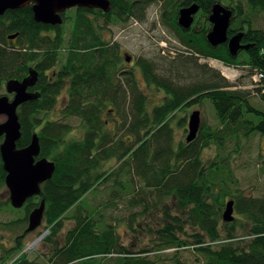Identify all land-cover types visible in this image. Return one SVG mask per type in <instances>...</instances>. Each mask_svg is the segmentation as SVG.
<instances>
[{"label": "trees", "instance_id": "1", "mask_svg": "<svg viewBox=\"0 0 264 264\" xmlns=\"http://www.w3.org/2000/svg\"><path fill=\"white\" fill-rule=\"evenodd\" d=\"M155 1L139 0L141 4L136 5L137 0H110L109 13L80 8L74 20L65 17L63 25L55 27L36 22L33 5L8 11L0 18V85L27 77L31 69L41 74L35 88L37 99L18 110L22 137L17 146L28 147L37 134L40 158L56 165L52 179L42 185L40 196L28 200L21 209H15L10 198L6 205H0V211L12 207L23 214L0 226L14 230L25 225L14 245L2 253L0 264H102L99 257L107 259L112 255H117L113 264H187L180 260L179 251L192 246L201 255L202 264H264V193L255 197L240 188L230 191L229 182H238L233 172L225 174L227 168L221 170L220 166L221 161L226 162L221 160L220 151L227 140L264 136V110L253 105L251 90L238 89L239 85L231 84L207 65L194 67L193 63L213 59L228 67L244 66L250 70L254 94L264 100V79L260 83L253 81L255 75L264 74V32L253 26L255 18L264 12V0H243L247 11L240 0H228L229 8L234 10L229 36L244 33L242 43L249 46L237 57L231 56L227 44L211 47L204 38L207 31L198 34L178 26L181 7L197 4L207 15L223 0H185L182 6L171 0L170 8L166 2V25L180 46L175 50L188 55L178 54L176 61L163 67L167 76H159L158 66L150 60L136 61L145 82L165 92L163 103L149 110V97L135 74L124 71L120 45L101 36L115 19L123 22V18L137 19L140 14V20ZM98 22L103 24L101 28ZM68 24L72 32L67 38ZM14 35L17 38L11 41ZM180 71L197 80L189 85L170 80L168 75L175 78ZM65 90L68 101L62 115L67 122L48 120ZM205 101L212 104L218 127L201 126L193 142H181L176 148L169 117L181 108ZM71 119L81 121L83 139L70 138ZM110 123L114 128H108ZM212 145L219 153L206 165L201 154ZM112 161L118 163L116 167L106 169ZM6 177L0 153V192L7 188ZM105 185L118 189L120 195L133 191L127 196H131L129 208L141 207V211L129 216L132 229L137 218H150L152 210H158L163 201L173 200L177 214H172L167 204H161L163 225L150 229L157 238L156 251H175L167 257L169 262L149 259L151 250L129 251L120 243L114 225L103 228V222L95 217L98 211L84 206L88 195ZM152 196L157 202L150 208L147 202ZM229 200L235 201V211L243 220L222 223V212ZM43 201L49 233L44 243L50 245L51 252L43 262L39 261L41 257L31 261L24 252V242L31 234L27 233L29 217ZM66 220L73 221L74 227L65 233L62 243L56 239ZM239 223L245 231L241 236Z\"/></svg>", "mask_w": 264, "mask_h": 264}, {"label": "rangeland", "instance_id": "2", "mask_svg": "<svg viewBox=\"0 0 264 264\" xmlns=\"http://www.w3.org/2000/svg\"><path fill=\"white\" fill-rule=\"evenodd\" d=\"M235 1L238 2V0ZM240 1L243 2V0ZM221 4L225 7H230V2L228 0H223ZM243 4L245 5V9L247 11L248 7L246 6V3L243 2ZM75 12V10L68 11L67 17H69L70 20H74ZM167 14L168 13L164 12L163 17L161 16V4L157 0L148 7L146 15L140 20L129 17L128 19L123 18V22H121L120 20L115 19L102 32L101 36L105 41L114 42L120 45L123 59L122 66L124 67V71L133 72L135 74L142 91L149 97V110H152L155 106L161 105L163 103L165 92L158 91L155 87H151L145 82L142 74L140 73V69L136 65V61L140 58L150 60L156 66H158L159 76H167L163 67L168 66L170 63L176 61L179 55H183V57H187L188 55L183 51L178 53L176 52V47L180 49V46L175 33L168 25H166ZM90 18L93 19L94 17L92 16ZM98 23V27L101 28L103 24L101 22ZM253 26L254 28L264 32V12L255 18ZM66 27V37L68 38L72 32V26L71 24H68ZM127 56L132 57V61L130 63L125 61ZM193 63L194 67L197 64L199 66L207 65L210 69L218 72L221 76L227 79V81L231 84L239 85L237 87L238 89L242 88L251 90L253 92L251 95V101L253 102V105L264 110V100L258 95L254 94V91L252 90L249 69L245 68L244 66L228 67L222 62L213 59H199L197 62L194 61ZM229 69L235 73V78L230 77L226 73ZM180 73L181 74L179 75H174L175 78H173L171 75H168V77L172 81L174 79L179 81V83H186L187 85L197 80L196 78L192 79L191 76L184 75V72L180 71ZM182 76H184V79ZM5 84V81H3L1 84V96L8 95ZM67 101L68 92L65 90L59 96L57 106L49 114L48 120H63V122H67V120L63 119L62 115V110ZM194 110L201 111V126L203 128H208V126L213 128L218 127L219 121L210 101H205L202 105L199 104L181 108L174 115L169 117L170 124L174 129L176 148H178L181 142H187L186 138L188 136L189 118ZM111 113L115 115V112L111 111ZM6 120V117H0V123L5 122ZM69 123L73 126L72 132L69 134L70 138L75 140L83 139L85 129L81 126V121L79 119H71L69 120ZM108 128H114L113 123H110ZM218 153L219 149H217L216 145H212L210 148L203 150L201 159L207 165L213 160L217 159ZM220 153L221 160H226L227 162V164L226 162H220L221 170L224 167L227 168L225 170V174L233 172L234 179L238 182V185H234L229 182L230 185L228 184V189L230 191L232 190L234 192L237 190V188H240L246 195H252L255 197H259L264 193V136L255 134L250 139H246V137L242 136V138L239 140H227L224 149L220 151ZM116 164L118 163L112 161L109 163V165L107 164L106 169L112 167L114 168L116 167ZM126 178L127 180L131 181L129 175H127ZM126 183L127 182H124V184ZM108 185L111 186L112 183L110 182ZM110 186H101V190L99 192L90 193L85 199L84 206L88 205L91 210L95 209V211H98L95 217L103 222V228L107 224L114 225V229L118 235L120 243L129 251L141 253L142 250H151L152 252L148 254L149 259L155 260L157 263L169 262L170 260L168 258L171 257L175 251H156L155 242L157 238L154 236L153 232H150V229L154 231L163 225V205L161 204H167L171 209V213L177 214L173 200L168 199L163 201V203L159 205L158 210H152L150 213V218H137L134 229H132L129 216L141 211V207L136 209L129 208V198L131 196H127L132 195L133 191L130 190L127 195H120L118 189H112ZM130 187L131 185L129 184V186H127V190ZM113 190H115L114 193ZM9 198L10 192L7 188H5L0 192V205H6ZM155 202H157V200L152 196V198H149L147 203L150 208H153ZM226 208L227 206L222 212V223H225L223 221V214ZM13 209L14 208L9 207L8 210L0 211V223L8 222L18 217H23L22 213H19V211H14ZM12 210L14 212H12ZM234 216L238 220H243V218L236 211L234 212ZM73 227L74 222L71 220H66L64 223L63 232L56 240L63 243L65 233ZM237 227L239 236L243 235L245 231L243 232L240 223ZM24 229L25 225L23 227H17L14 230L5 229L0 226V259L2 257V253L14 245V239L16 236L21 235ZM189 233H193V229H189ZM48 234V231H46V223L43 220L42 225L27 236L24 242V252L31 261L41 257L39 261L43 262V260L48 258L51 252L50 245L44 243V239ZM112 256L107 259L99 257V259L102 260V264H113V261L116 259L117 255ZM179 257L182 262L187 264H202L203 260L199 252L193 246L190 248L181 249L179 251Z\"/></svg>", "mask_w": 264, "mask_h": 264}, {"label": "water", "instance_id": "3", "mask_svg": "<svg viewBox=\"0 0 264 264\" xmlns=\"http://www.w3.org/2000/svg\"><path fill=\"white\" fill-rule=\"evenodd\" d=\"M29 5H33L36 22L52 26H62L63 15L74 8L101 9L104 13L111 11L110 0H0V18L8 11L19 10ZM199 10L200 7L197 4L182 8L179 11L178 26L184 30H190L194 23V16ZM233 17V9L221 3L216 4L210 13L213 28L207 35V41L213 48L227 44L231 56L237 57L249 46L242 43L244 33L229 36ZM16 38L17 35L10 37L11 40ZM131 61L132 57L127 56L126 62ZM37 82L38 73L31 69L30 76L23 81L10 80L7 82L8 94H15L12 101L8 96L0 97V117L7 118L5 122L0 123V153L7 173L6 187L10 192V202L15 209L23 208L28 200L40 196L42 185L50 181L56 171L54 162L47 158H40L41 146L37 134L33 135L28 147L19 149L17 146L22 137L18 109L23 104L37 99L36 93L28 92V89L36 86ZM201 123V111H194L188 123L187 143L197 138ZM226 206L223 221L232 223L236 219L234 216L235 201H229ZM45 211L46 206L43 201L40 207L30 214L27 233L35 231L42 225Z\"/></svg>", "mask_w": 264, "mask_h": 264}, {"label": "flooded vegetation", "instance_id": "4", "mask_svg": "<svg viewBox=\"0 0 264 264\" xmlns=\"http://www.w3.org/2000/svg\"><path fill=\"white\" fill-rule=\"evenodd\" d=\"M138 2H136L135 4L136 5H138V4H141L140 2H139V0H137ZM158 2L161 4V16H163V14H164V8H165V4H166V2L168 3V5H169V8H170V5H171V0H158ZM175 3H177V4H179V5H181V4H185V0H175ZM182 6V5H181ZM185 7H188V6H183V7H181L180 8V10L182 9V8H185ZM80 8H74V9H72V10H75L76 12L79 10ZM90 10H97V11H101V12H103L101 9H90ZM70 11V10H69ZM211 13V12H210ZM210 13H208L207 15L206 14H204L203 12H202V10H201V8H200V10H199V12L194 16V23H193V25H192V27H191V29L190 30H184V29H182V28H180V29H182V30H184V31H192V32H196V33H198V34H200V33H202V32H204V31H207L206 33H205V35H204V38L206 39V41H207V35H208V33L212 30V28H213V25H212V23L210 22ZM139 16V18H140V14H138L137 15V17ZM65 17L67 18V13L66 14H64L63 15V18L65 19ZM139 18H137V19H139ZM49 26H52V25H49ZM52 27H55V26H52ZM52 33H54V32H52ZM52 33H49V35H52ZM12 41H14V40H12ZM208 42V41H207ZM209 44V43H208ZM210 45V44H209ZM224 45H226V44H224ZM211 46V45H210ZM222 46V45H221ZM133 60H134V58H133ZM35 70V69H34ZM38 73V80L40 79V72L38 71L37 72ZM30 76V73L27 75V77H29ZM27 77H24V78H22V79H12V80H18V81H23L24 79H26ZM7 82L8 81H6V84H5V87L7 86ZM38 83V82H37ZM36 86H37V84H36ZM36 86H34V87H32V88H29L28 89V92H31V93H35L36 92V90H35V88H36ZM1 91H2V85H0V93H1ZM6 91H7V88H6ZM8 93V92H7ZM6 96H8L9 97V99H10V101H12L14 98H15V94L13 93V94H8V95H6ZM0 97H2L1 96V94H0ZM21 107V106H20ZM19 107V108H20ZM19 110V109H18ZM194 111H197V110H194ZM190 119V118H189ZM201 119H202V114H201Z\"/></svg>", "mask_w": 264, "mask_h": 264}, {"label": "built area", "instance_id": "5", "mask_svg": "<svg viewBox=\"0 0 264 264\" xmlns=\"http://www.w3.org/2000/svg\"><path fill=\"white\" fill-rule=\"evenodd\" d=\"M229 71L231 70L229 69ZM263 79H264V74H260V73L253 77V81L255 83H260Z\"/></svg>", "mask_w": 264, "mask_h": 264}, {"label": "bare ground", "instance_id": "6", "mask_svg": "<svg viewBox=\"0 0 264 264\" xmlns=\"http://www.w3.org/2000/svg\"><path fill=\"white\" fill-rule=\"evenodd\" d=\"M230 77H232V78H235L236 77V75H235V73L234 72H232V71H227L226 72Z\"/></svg>", "mask_w": 264, "mask_h": 264}]
</instances>
